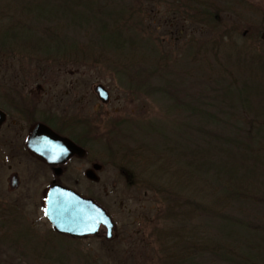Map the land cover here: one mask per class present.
<instances>
[{"label":"rangeland","instance_id":"rangeland-1","mask_svg":"<svg viewBox=\"0 0 264 264\" xmlns=\"http://www.w3.org/2000/svg\"><path fill=\"white\" fill-rule=\"evenodd\" d=\"M98 1L106 10L104 12L137 9L139 5L145 11L150 7L148 0ZM206 1L219 8L218 19L223 28L231 29L235 24L246 29L249 22L253 34L258 31L262 20L258 13L264 14V0ZM250 6L256 12L249 10ZM158 8L163 13L164 6L161 4ZM94 24L96 27V22ZM139 26L140 29H131L134 34L150 39L147 49L140 52L149 57L152 53L148 59L153 60L150 63V60L141 59L136 69L130 53L105 50L96 41L92 30L76 26L58 29L57 37L66 42L61 41L60 49H50L57 53L53 60L46 59L42 53L23 57L16 51L5 54L0 51V109L7 110L3 93H32L37 118L64 115L78 121V126L69 132L73 137L84 133L81 142L87 151L86 158L71 161L59 175L46 165L25 157L5 164L0 160V201L3 209L5 206L9 209L7 217L0 222V264H173L170 252L166 256L163 252L176 241L167 242L170 236L190 232L199 238L200 231L209 238L217 234L221 224L211 215L199 214L188 207L179 209L180 205H189L187 198L196 203V209L199 202L207 205L211 200L200 197L193 182L176 176L183 174L182 165L167 162L164 157L166 152L174 154L178 149H198L205 146V138L227 133L225 125L231 126V123L224 117L237 108L234 105L228 107L227 102L223 100L222 103L219 98L220 89L226 87V82L217 87L207 79L185 81L191 72L184 65L180 42H161L163 30L150 26L151 30L147 31L145 23ZM188 28L189 32L192 28L194 30L190 24ZM206 32V29L195 28L194 35L208 38ZM131 35L132 32L126 35L127 41L133 38ZM253 42L256 51L260 52V47L264 49V42ZM66 43L73 45L75 56L63 52L71 47ZM128 47L125 48L128 50ZM234 48L231 44L225 46V50L231 49L232 54ZM220 51L218 59L225 56L227 61L229 53L223 52V47ZM157 56H164L167 63H159L161 60L156 59ZM201 56L211 58L208 52ZM122 64L127 68L124 75L119 72ZM135 81H138L139 90L133 89ZM97 85H102L108 92V104H101L96 97L93 88ZM187 103L206 113L217 114L216 119L220 118L222 125L218 128L210 123L199 125L182 111ZM17 125L13 127L12 120H8L0 130V139H24L29 125L23 122ZM0 149H3L0 154H7L4 147L0 146ZM153 151H157L156 159L150 155ZM93 164L100 165L101 170L96 180L89 181L84 171L91 170ZM14 171L19 173L21 185L16 192L10 193L7 178ZM56 180L82 196L93 198L106 210L114 223L110 240L105 238V230L96 237L79 242L49 231L50 226L43 215V193ZM165 201H171L169 205L172 206ZM185 216H188L187 220ZM223 216L263 226L264 201L230 207L223 211ZM13 218L18 221L12 220L8 229L6 223ZM176 244L172 245L173 253L178 251ZM208 258L212 259L210 256L197 259V264H207ZM212 264L217 263L213 261Z\"/></svg>","mask_w":264,"mask_h":264},{"label":"trees","instance_id":"trees-1","mask_svg":"<svg viewBox=\"0 0 264 264\" xmlns=\"http://www.w3.org/2000/svg\"><path fill=\"white\" fill-rule=\"evenodd\" d=\"M147 2L150 7L145 11L139 5L137 9L121 8L118 11L104 12L106 10L99 6L98 0H0V51L3 54L16 51L23 57L42 53L46 59L53 60L57 53H52L50 49H60L61 41L66 42L62 37H57L58 29L76 26L92 30L96 41L105 50L130 53L136 69L140 66L137 65L138 61L150 60L148 58L152 55L149 53V57L140 52L147 49L150 39L134 34L132 30L139 28V25L144 26L145 23L144 29L148 26L147 31L151 30L150 26L163 30L161 42H180L183 45L184 65L191 72L187 74L189 78L184 80L195 82L207 79L217 87L226 82V87L220 89L222 93L219 98L222 103L223 100L226 101L228 107L234 105L237 109L230 110L224 117L231 126L225 125L227 133L221 137L205 138V146L198 149H178L174 154L166 152L164 159L167 162L180 164L184 168L183 174L176 176L193 182L198 187L200 197L211 200L207 205L199 202V208L196 209V203L187 198L191 207L185 203L179 209L184 207L186 210L188 207L199 214L206 213L221 225L217 234L210 238L202 231L199 238L198 235L192 236L190 232L179 236L175 233L166 241L176 240L171 244L177 243L178 251L173 253L172 245H169V250L163 249V252L166 253L165 256L170 252V262L173 264H197V259L203 260L206 256L212 258L207 259V264L209 260L210 264L213 261L217 264H264V225L245 224L223 216V211L230 207L255 204L256 200L261 203L264 201V49L260 47L261 51H256L253 42H264V14L258 13L262 17L261 25H258V31L253 34L252 27L249 29V22L246 23V29L235 24L231 29L223 28L218 15L219 8L206 0ZM161 4L164 6L163 13L158 8ZM250 7L249 10H253ZM188 24L194 26V30L192 28L189 32ZM255 24L253 23L254 26ZM195 28L206 29L209 37L205 38L201 33L204 36L197 38L194 35ZM130 32L133 38L127 41L126 35H130ZM109 44L110 48L107 47ZM229 44L235 47L233 54L229 52L231 49L225 50V46ZM66 45L71 47L63 52H67L65 54L70 57L75 56L73 45ZM126 46H129L128 50ZM221 47L223 52L229 53L227 61L225 56L218 59ZM207 52L211 54L210 59L201 56ZM156 59L161 60L159 63H167L164 56H157ZM119 68V72L124 75L127 68H124V64ZM136 74L139 76L140 72L137 71ZM138 81L133 82L134 90H139ZM169 89L173 90L174 87L169 85ZM160 91L163 92V89ZM176 104L177 102L175 106L178 105ZM183 108L182 111L201 126L210 123L218 128L222 125V120L216 119L217 114L206 113L188 103ZM156 152L150 153L153 159L157 158ZM169 203L171 201L166 202L167 205ZM176 219L180 221L178 217ZM187 219L188 216H185V220Z\"/></svg>","mask_w":264,"mask_h":264},{"label":"water","instance_id":"water-1","mask_svg":"<svg viewBox=\"0 0 264 264\" xmlns=\"http://www.w3.org/2000/svg\"><path fill=\"white\" fill-rule=\"evenodd\" d=\"M93 91L101 104L109 103V94L102 85L95 86ZM4 120V114L0 111V126ZM27 145L32 152L52 167L65 164L73 156L80 158L85 156L83 149L41 124L33 129ZM100 170L101 166L94 164L86 173L87 179L96 180L95 172ZM12 180L14 184L16 180L14 178ZM44 216L57 234L82 238L95 235L102 225L106 229L107 240L112 238L113 223L106 211L92 199L83 198L61 185H53L49 188Z\"/></svg>","mask_w":264,"mask_h":264},{"label":"flooded vegetation","instance_id":"flooded-vegetation-1","mask_svg":"<svg viewBox=\"0 0 264 264\" xmlns=\"http://www.w3.org/2000/svg\"><path fill=\"white\" fill-rule=\"evenodd\" d=\"M28 98H30V99H28ZM32 98L34 99L32 93H27L26 95L23 93H3V102H4L5 106H7V108H6L7 110L0 109V111L4 114V117H5L4 122L0 126V130L4 127V125L7 123L8 120H12L13 127L18 126L17 125L18 122L26 123L29 126H28L27 133H26L24 139L23 138L22 139L16 138V137L11 138V139L3 137V139H0V146L4 147V149L7 150L6 155L3 156V154H0V160L2 161L3 164H5L6 162L8 163L9 160L13 161L14 159H17L19 157L20 158L25 157L26 159H29L30 161L32 160V161L38 162L40 164L46 165L50 170H52L54 173L59 175L60 173H62L65 170L66 166L71 161L82 160V159L86 158L87 151L84 148L83 143L81 142V139H83L84 133L80 134L79 137H77V136L73 137V135H71V133L69 132V129H71L75 125L77 127L78 121L75 119L74 120L67 119L64 117V115L62 117H56L55 115H52L50 117L46 116V117L40 118V119L37 118V114H36L37 108L34 105ZM39 124L46 126L47 128L52 130L58 136L68 139L69 141L74 143L78 148L83 149L85 151V156L83 158H80L78 156H73L65 164L59 165L57 167H52V166L48 165L45 160H43L41 157H39L34 152H32L28 148V145H27L28 138L30 137L33 129ZM1 150L3 151V149H0V151ZM98 172H95V176L97 175ZM86 173H87V169L84 171V176L87 179ZM13 178L16 180L14 184H13V180H12ZM96 179H97V176H96ZM88 180L94 181V180H90V179H88ZM20 185H21V177H20L19 173L16 171L12 172L7 178L8 191L10 193H14L19 189ZM53 185H61L63 187H66V186L60 184L59 182H57V180L52 181L50 183V185L47 187V189L43 193V215H44L46 195H47L49 188ZM67 188H69V187H67ZM69 189L73 190L74 192H76L77 194H79L83 198L92 199L98 206L103 208L93 198L82 196L80 193H78L74 189H72V188H69ZM8 213H9V209L6 206L3 209V202L0 201V222L3 221V217H5V218L7 217ZM12 220H14V221H12ZM11 221L17 223L18 220L16 218L10 219V222L6 223L7 228H8L9 224H12ZM45 221L50 226L49 231L56 233L53 230V228L51 227V225L49 224V222L46 220V218H45ZM104 230H105V228L102 225H100L98 230H97V233L95 235L86 236V237H82V238L71 237L68 235H62V236L69 237L70 239L79 242L80 240H84V239L87 240V239L96 237L100 233L102 234ZM113 230H114V223H113ZM7 233L10 234L9 230H7ZM58 235H61V234H58ZM105 235H106V231H105ZM5 236L7 237V234H5ZM112 237H113V235H112Z\"/></svg>","mask_w":264,"mask_h":264}]
</instances>
